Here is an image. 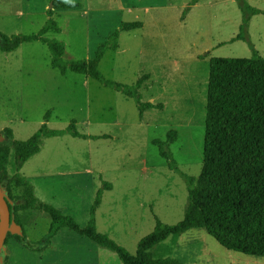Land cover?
Masks as SVG:
<instances>
[{
    "label": "rangeland",
    "instance_id": "rangeland-1",
    "mask_svg": "<svg viewBox=\"0 0 264 264\" xmlns=\"http://www.w3.org/2000/svg\"><path fill=\"white\" fill-rule=\"evenodd\" d=\"M63 1L80 6L55 8L51 0H0V31L36 34L51 10L61 31H46L44 36L65 44V61L86 60L119 31L122 22L139 21L140 28L119 32L116 49L105 52L99 70L107 79L125 84L148 74L141 90L143 100L151 98L162 103L163 109L140 116L131 98L87 75L54 69L49 49L36 41L11 52L0 51V127L11 128L14 139L25 140L49 110L50 128L61 129L74 121L80 133L107 136L46 138L36 161L23 166L20 174L39 200L71 215L81 227L89 219L101 181L109 182L111 190L103 192L95 211L96 227L134 254L138 240L153 229L154 215L164 223H174L184 215L174 206L190 200L183 181L168 169L158 148L149 144L150 138L165 140L166 133L176 131L177 139L170 144L172 156L185 173L199 178L209 62L252 55L246 41L230 42L238 32L242 12L236 0H199L191 6V0ZM246 1L262 11L250 17L247 31L264 57V0ZM113 119L125 127L109 124ZM130 119L136 121L137 129ZM51 141L65 142L55 147ZM162 164L170 172L160 168ZM36 167L45 174L43 182L29 174H35ZM11 169L9 176L16 171ZM8 190L11 194V186ZM13 194H21V188ZM17 217L26 237L21 243L8 240L0 251V255L6 252L2 264H121L115 253L66 227L50 237L43 250H32L38 241L42 243L37 247L45 246L51 218L35 208L20 209ZM151 249L154 257H172L184 264H264V256L225 249L204 228L171 235Z\"/></svg>",
    "mask_w": 264,
    "mask_h": 264
},
{
    "label": "trees",
    "instance_id": "trees-1",
    "mask_svg": "<svg viewBox=\"0 0 264 264\" xmlns=\"http://www.w3.org/2000/svg\"><path fill=\"white\" fill-rule=\"evenodd\" d=\"M55 8L79 7V2L66 3L63 0H51ZM199 0H191L189 5ZM242 12L237 34L230 39L246 41L252 55L246 58L217 57L209 62L208 88L205 106V132L202 151V169L199 178L185 173L175 161L170 144L177 139L176 131L166 133V139L155 138L152 144L169 170L184 183L190 194V201L183 217L171 224L162 222L154 215L153 229L142 236L136 245L135 253L119 244L106 233L98 231L95 211L99 207L104 191L111 190V184L101 181V187L95 193V199L89 210V219L81 227L71 215L63 214L58 208L39 200L33 187L21 174L24 163L41 150L44 137L69 134L82 139L98 138L77 131L74 121L61 129L50 128L48 110L44 122L27 139L16 140L12 129L4 127L0 132L9 143H0V183L7 180V193L13 199H21V205L14 206L15 220L22 234L8 233V240L22 242L26 237L23 225L17 217L20 209L35 208L49 214L51 224L45 246L37 247L42 241L32 244V250H43L49 244V238L66 227L78 235L96 243L99 247L116 254L121 264H184L172 257H154L150 248L162 242L170 234L182 233L189 228H204L223 247L248 256H264V57L250 41L247 31L252 15L262 11L246 0H236ZM49 18L36 33L31 35H7L0 31V51L11 52L22 43L40 41L50 51V64L62 74L72 71L87 75L106 88H111L135 102L139 115L150 108L161 110L162 103L142 100L141 88L145 86L148 74H143L134 84H125L107 79L99 70V63L108 49L115 50L119 32L140 28L141 22H122L119 31L112 33L102 42L95 55L86 60L65 61V44L44 36L50 30L60 32L56 21ZM105 136V135H103ZM11 149L14 150L15 173L8 175V162ZM11 186V194L8 190ZM21 188V194L15 195V188ZM6 257L0 259V264Z\"/></svg>",
    "mask_w": 264,
    "mask_h": 264
},
{
    "label": "water",
    "instance_id": "water-1",
    "mask_svg": "<svg viewBox=\"0 0 264 264\" xmlns=\"http://www.w3.org/2000/svg\"><path fill=\"white\" fill-rule=\"evenodd\" d=\"M50 7H52L51 4ZM5 139L4 135L0 132V143H3ZM6 187L7 180H4L0 183V251L4 248L5 238L8 233L16 235L22 234V230L15 220L13 206L21 205L23 200L11 198L7 193ZM9 217H11V220H9ZM2 253L0 259L4 258L5 250Z\"/></svg>",
    "mask_w": 264,
    "mask_h": 264
},
{
    "label": "crops",
    "instance_id": "crops-1",
    "mask_svg": "<svg viewBox=\"0 0 264 264\" xmlns=\"http://www.w3.org/2000/svg\"><path fill=\"white\" fill-rule=\"evenodd\" d=\"M36 42V41H35ZM40 42V41H39ZM25 43H31V42H25ZM23 44V43H22ZM46 45V44H45ZM21 46V45H20ZM141 90H144V88L142 87L141 88ZM115 91V90H114ZM142 94V93H141ZM162 96V95H161ZM151 97H154V95L153 96H151ZM130 98V97H129ZM132 99V98H131ZM151 99V98H150ZM150 99H148V100H143V95H142V100L143 101H146V102H151V103H156V101L155 100H150ZM133 100V99H132ZM126 103H128L129 102V99H128V101H125ZM163 109V108H162ZM161 109V110H162ZM150 113H145V111L142 113L143 115L144 114H146V115H150V114H153L154 112H156V111H150V110H159V109H155V108H150V109H147ZM146 110V111H147ZM145 116V115H144ZM50 118H51V115H50ZM50 118H49V120H50ZM49 120H48V122H49ZM130 121L132 122V126H134V127H136L135 125H134V123L136 122V121H134V119L132 120V119H130ZM47 122V123H48ZM109 124H112V125H120V126H124V124H121V121L119 120V119H113L112 121H110L109 122ZM125 127V126H124ZM2 128H4V127H0V129H2ZM138 127H136V129H137ZM121 133H126V131H122ZM64 135H69V134H64ZM64 135H62V136H64ZM117 137L115 138V140H118L119 139V136H118V134H115ZM71 136V135H70ZM92 136H97V137H99V138H97V139H105V138H107V136H103V135H92ZM54 137H61V136H54ZM46 138H53V137H44V138H42V140H45ZM75 138V137H74ZM153 139H155L154 137H151L150 138V141H152ZM94 140H96V139H94ZM114 140V141H115ZM149 141V144H152V142H150ZM5 142V141H4ZM8 142V141H7ZM62 142H65V141H51V143L55 146V147H58V144L59 143H62ZM153 145V144H152ZM44 148V145H43V141H41V150H40V152L42 151V149ZM40 152H38L37 154H39ZM37 154H35V155H33V156H31L25 163H24V165L23 166H26V165H31L33 162H35L36 161V155ZM22 166V167H23ZM10 167H12V169L13 168H15V166H14V150L13 149H11V151H10V155H9V162H8V166H7V169H8V171H10ZM160 168H162V169H165V170H167V171H169L168 169H167V167H166V165L164 166L163 164L162 165H160ZM11 169V170H12ZM170 172V171H169ZM29 174H30V176L34 179V180H38V182H39V180H42V182L45 180V174H41L40 173V171L37 169V167H36V171H35V174L34 173H32L31 171L29 172ZM93 174V173H92ZM171 175H173L172 173H171ZM39 176H42L43 178L42 179H40L39 178ZM174 176V175H173ZM182 184V183H181ZM182 186L184 187V185L182 184ZM190 195V194H189ZM189 198V197H188ZM190 199H191V197H190ZM190 201V200H189ZM189 201H185L184 200V202L182 203V205L181 204H177V205H175L174 207H180V209H181V211H183L184 213H185V211H186V208H187V206H188V203H189ZM152 248V247H151ZM150 248V251L152 250ZM152 252V251H151Z\"/></svg>",
    "mask_w": 264,
    "mask_h": 264
},
{
    "label": "bare ground",
    "instance_id": "bare-ground-1",
    "mask_svg": "<svg viewBox=\"0 0 264 264\" xmlns=\"http://www.w3.org/2000/svg\"><path fill=\"white\" fill-rule=\"evenodd\" d=\"M9 220H11V217H9ZM75 220V219H74ZM76 221V220H75ZM190 229H193V228H189L188 230H190ZM188 230H186V231H188ZM186 231H184V232H182V233H176V234H170L166 239H168L171 235H179V234H183V233H185ZM207 232V231H206ZM207 234H209L208 232H207ZM210 235V234H209ZM211 236V235H210ZM213 237V236H212ZM214 238V237H213ZM166 239H164V240H166ZM215 239V238H214ZM163 240V241H164ZM216 240V239H215ZM217 241V240H216ZM218 242V241H217ZM219 243V242H218ZM220 244V243H219ZM221 245V244H220ZM222 246V245H221ZM223 247V246H222ZM225 248V247H224ZM226 249V248H225ZM227 250H229V249H227ZM231 251H233V250H231ZM235 252V251H234ZM158 258H160V257H158Z\"/></svg>",
    "mask_w": 264,
    "mask_h": 264
}]
</instances>
